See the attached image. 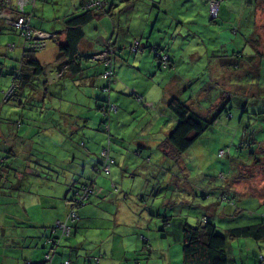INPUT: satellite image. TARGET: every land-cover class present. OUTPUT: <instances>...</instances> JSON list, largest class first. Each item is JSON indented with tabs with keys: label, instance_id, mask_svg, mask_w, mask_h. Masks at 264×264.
I'll return each mask as SVG.
<instances>
[{
	"label": "rangeland",
	"instance_id": "374dc122",
	"mask_svg": "<svg viewBox=\"0 0 264 264\" xmlns=\"http://www.w3.org/2000/svg\"><path fill=\"white\" fill-rule=\"evenodd\" d=\"M17 1L13 0L15 3ZM83 1L36 0L34 6L32 3H27L25 7L27 10H32V26L50 31H61L65 28V22L68 18L82 11L81 3ZM241 7L242 10L230 7H228V11L220 10L219 17L215 18L217 22L211 23L218 24L215 25L214 31L221 40L208 43L209 50L205 51L203 55L205 64L201 72L185 75L183 82L179 84L183 85L187 83L181 92L183 98H189V94L193 95L191 101L197 102L202 108H207L206 112L208 114L205 115L206 117H211L215 112L220 110V106L229 108L232 111V116L225 117L224 112H218L220 119L212 123L193 144L184 152H181L182 154L178 160L173 159V156L167 153V151H170L169 147L165 150V153L158 148V144L164 147L166 143L168 146L170 145V142L164 139L167 132L165 130H158L157 126L152 129V126L155 124L148 120L141 122L140 131L144 133L143 139L146 141L145 145H149L148 149L144 150L145 155L142 157L134 154L141 167L134 168L133 163H130V157L127 156L129 151L126 149L125 154H121L118 158L121 160L124 168L128 166V169L124 170L125 174L128 175L126 180H131L130 175L133 172L141 173L142 177H145V182L151 180L150 184L152 183V186L149 185V190L151 188V191L147 193V197L145 198L147 201L142 200L141 202H137L128 197V194H124L121 191L122 186L115 179L119 187L115 209L118 215L123 216L125 220L128 218L137 225L142 224V229L138 232L150 238L148 239L149 247L144 252L142 249L139 252L137 251L138 248L145 245L141 233H139L140 235L137 233V250L133 251V237L125 235L122 240L119 235L120 231H117L119 232L118 236L111 240V243L115 245V247H112L113 253L116 258L120 256L121 249H118V245L122 244V248L127 250L126 255L128 257L125 259L118 257L116 259L112 257L111 251H109L107 254L102 253L101 259H111L114 261V264H119V262L120 264H182V225L180 222L186 221V218L191 223L195 222L197 217H202L203 213H209L210 218L217 223L218 230L260 220V212L264 210V58L259 66L250 68L247 72V64L255 55L240 56L236 49L232 50L233 46L229 42L224 43V45L222 44V41H226L227 38L234 37V40L238 44H247V51L250 53H256L252 50L255 49L254 45L264 46L263 37L256 36V39L252 41L249 36L243 35L245 33L243 30H250V26L253 24V15L247 12V6L242 0ZM112 12L116 11L113 9ZM174 12H176V7H174ZM107 16L110 17L109 15ZM198 22L194 26H198ZM94 31L98 30L95 29ZM194 31L197 32L199 37L205 35L206 39H210L208 38L209 32H205L202 35L198 27ZM92 34L96 35V33ZM259 38L262 40L261 43L258 41ZM13 41L19 45L22 41L20 34L16 28L0 19V70L3 72L0 74V124L4 128H7V131L0 136V152L8 153V160H14L20 171L22 170L21 175L27 176L21 181V184H17L14 187L8 184L0 186V244L4 245V242H19L18 247L15 249H0V264H26L30 259L36 258V255L32 253V249L30 251L28 246L24 245L21 247L23 243L20 241L21 236L25 235L26 230L30 233L37 230V228L32 226L38 221V218L32 217L34 205H31L29 208V220L27 212L25 211L26 215L22 217L21 212L17 210L16 206H22L28 195L32 196L34 193L41 191L40 187L43 186V183L39 182L37 179L38 175L35 172L31 171V173H27L25 171L26 167L31 166V162L35 161L48 163L55 169L53 170L55 179L57 177L56 168L60 169L62 173L58 184L54 181H50V184L52 187L58 185L55 195H58L57 197L60 198L63 212L55 213L49 206L47 208L51 212L53 211L54 217L63 218L65 210L68 208L64 197L72 196L75 193L73 189L76 190L77 184L81 182L80 179L74 183L75 175L73 168L83 166L85 164L84 159L87 158L80 152L81 146L75 148L70 145L75 141L83 144V141L79 137L74 138L70 136V131L67 132V127L63 123L70 118L68 116L70 112L75 111L74 107H76L75 104L78 102V97L76 96L78 90L71 88L70 77L65 75L53 80V85L57 86V95H50L48 93L45 96L43 90H39L38 87L32 90L25 84L19 89L18 93L19 98L23 99L21 102L18 100L13 101L12 99L3 100L4 91H7L13 83L19 84L20 82L19 79L14 80L12 75L6 73L13 64L18 63L16 59H19V55L22 54L20 47H16L13 50L8 49V43ZM52 41L55 40L47 42L46 49H49ZM181 42L182 40L178 39L175 45ZM198 44L201 45L203 43ZM225 45L229 48L228 51L230 52L224 55L223 58L220 49H216L214 46L220 48L225 47ZM192 47L197 50V43L195 41H191L189 44L185 43L183 50L185 53H191ZM145 49L149 50L150 48ZM140 50L142 51V48ZM42 52L39 51L38 54ZM259 59V56H255L254 61H259ZM224 60H226L225 64L230 66L228 67L229 75L226 77V81L223 80L224 75L221 72L218 73L223 66L221 62ZM60 61L61 59L58 60V62ZM163 70H168V68H163ZM55 73V68L49 67V70L46 72L34 75V81L36 84L44 87L45 80L53 82L50 80V77ZM233 76H237V78L236 80L232 79L231 82L230 78ZM64 80L67 86L60 91L59 87H61ZM204 82H207L206 87L209 91L203 98L202 103H200L198 100L203 95L199 86ZM138 84L139 86L142 85L140 82ZM230 87H232L231 100H227L225 98L230 94ZM135 92V96H139V93ZM174 94L179 93L176 92ZM44 97L48 101L46 105L41 107L38 105V101L43 105ZM50 97L54 99L55 108L54 106L50 107ZM56 97L60 101L59 107L57 106ZM153 102L154 106L150 105V107H147L143 101L142 105L145 109L167 117L171 123L168 125V128H170L174 124L173 116H171L170 112L161 110L163 104H161L160 100H153ZM201 110L204 111V109ZM60 111H63V114ZM40 126L43 128V132L39 131ZM54 126L61 130V135L55 134ZM150 129L153 133L147 135ZM103 130L106 134L105 141H108V135L112 136V145L108 146L109 149L113 148L111 154L117 156V152L115 153L117 149L114 147V132L112 130L108 132L104 128ZM65 135H67L66 138ZM140 138H132V143L138 144L136 140ZM102 148L97 153L98 157L102 152ZM221 148L226 150L224 154H219ZM37 157L39 158L37 159ZM124 159L126 162H124ZM128 162L129 165H125ZM32 165L35 166L34 164ZM24 166L26 167L24 168ZM88 168L86 166V169ZM86 169L82 167L80 174L83 175L84 172H87ZM84 175L87 176V174ZM41 178L48 180L43 177ZM68 183L70 185L74 184V186L66 192L64 189ZM46 187H50L48 182L46 183ZM46 190L48 194V189ZM211 191L212 195H207ZM218 192H224L231 196L233 201L235 200L233 204L229 203L227 205V210L230 214L226 216H221L216 211V213H210L211 211L208 212L205 208V204L208 205L212 200L218 199L216 195ZM9 201H12L10 207H8ZM222 201L228 203L225 202L226 200ZM223 202L220 203V211H222ZM11 212L17 213V215H11ZM164 214L171 217L163 220L161 217ZM46 218L48 222L50 214H47ZM163 221L167 223L163 224ZM27 223L32 225L26 226ZM79 223L80 227L84 226L82 221ZM146 227H150L151 230H146ZM81 230L84 231L83 228ZM125 233H128V231L125 230ZM134 235L136 237V233ZM81 239L80 232H76V234L70 236L64 235L62 243L59 246V252L54 255V263H98L94 253L91 254V261L86 262L83 257L75 260L70 255V246L65 247V245L70 242L82 244ZM83 242L85 243V241ZM37 249L41 248L37 246ZM46 249L47 251L50 249L49 245L46 246ZM41 250L44 251V249ZM100 251H103V249H100ZM227 251L233 259L230 264L233 262L236 264H264L258 258L259 253L264 254V238L255 239L247 236L228 238ZM5 253L9 254L11 262L5 261ZM44 256H46V252L45 254H41L38 259L41 260ZM67 259H69L68 262L64 263ZM30 263L32 262L30 261ZM37 264L49 263L44 261Z\"/></svg>",
	"mask_w": 264,
	"mask_h": 264
},
{
	"label": "crops",
	"instance_id": "0c3cea01",
	"mask_svg": "<svg viewBox=\"0 0 264 264\" xmlns=\"http://www.w3.org/2000/svg\"><path fill=\"white\" fill-rule=\"evenodd\" d=\"M107 1V7L111 9V12L105 14L102 19H93L87 22L84 25L85 33L83 37L77 42V47L79 50L78 52H81L86 58L81 59V65L74 64L72 65L70 71H66L65 73L71 78V88L78 90L76 92V96L78 97V103L76 105L78 108L74 107L75 111L70 112L68 116L70 118L63 123L67 127V132L70 131V136L74 138L79 137L83 141V144L75 141L70 145L75 148L81 146L80 152L82 155L87 157L84 160L85 164H87L89 167L86 169V167L83 166L84 169L87 170V172H84V174L90 175L94 173V171L93 168L92 170L90 169L89 165H92L99 158L97 156L99 149L104 147L106 143L107 145H112V138L109 140V142L107 140L105 141L106 134L103 130L104 122L108 121L110 125L109 130L114 132V147L117 149V151H115V153L117 152V156L113 155L116 160V163L113 165L112 169L114 176L113 178L117 179L118 182H122L126 176L124 170H127L128 166L124 168L118 156L125 154V149L129 151L128 154L138 155L136 152L137 146H144L146 144V141L143 139L144 133L140 131L141 122L148 120L155 124L152 126V129L157 126L158 130H165L166 132L172 128V126L168 128V125L171 123L167 117H163L162 115H158L157 113L144 108L142 101H144L145 105H147V100H143V98L150 99L148 102L160 100L161 104H163L161 110L167 112L166 104L171 97L178 96L183 98L181 92L187 83L183 85L179 84L183 82L185 75L189 73L201 72V69L205 64L203 55L205 51L209 50L208 43L218 42V40H221V38L216 35L214 31L215 24L209 22L207 0ZM222 1L223 11H228V7L242 10L241 0ZM242 2L246 4L247 12H249L250 15H253V24H251L250 30H243L245 31L243 35L249 36L252 41L256 39V36L264 38V0H242ZM174 7H176V12H174ZM113 9L116 12H112ZM0 19L4 20L2 17H0ZM197 22L198 26H194ZM240 22L243 23L242 20H240ZM196 27H198L199 32L202 35L205 32H209L208 38L210 39H206L205 35H203V37H199L197 32L194 31ZM95 29L98 31H94ZM92 33H96V35H93ZM109 35H113L115 37L118 48L129 42L134 35H140L145 42L144 44H146L145 46L149 45V43L151 44L157 42H160V44L166 48L168 46L167 50L170 53V65L166 67L168 70L164 71L163 68H158L155 65L152 55L153 52L151 49L146 50L145 48L147 47H145L141 52H128L124 50L119 51L115 56L113 62V75L109 80L108 77L103 75V62L97 60L95 63L93 60V55L101 50ZM59 36L61 38L60 41H63L65 38V33L62 32ZM119 38L121 39L120 41ZM178 39H181L182 42L175 45V42ZM60 41H52V45L49 47V49H46L45 46V48H43L44 50H39L43 51L40 54H38L39 51L36 52V57L39 62L47 65L45 72L49 70V67H54L56 71L58 65L60 64V62H58V60H60L59 55L61 52L58 46ZM191 41H195L197 43V50L192 47L193 50L191 53H185L183 47L185 43L189 44ZM258 41L259 43L262 42L260 38ZM222 42L223 45L224 43L226 44L229 42L233 48H237L238 50L241 48L244 56H247L245 55L248 53L247 44H238V42L234 40V37L227 38L226 41ZM198 43L203 44L200 45ZM253 47L255 49L264 50V46L262 45H254ZM214 48L220 49L222 57L227 55V51L229 50L226 45L225 47L220 48L214 46ZM255 49L252 50L255 52ZM225 61L226 60L222 61L221 63L225 64ZM9 70L10 68L7 70V74H9ZM220 72H222L221 69L218 71V73ZM1 73L3 72L0 70V74ZM34 75L28 78L29 81L24 82L29 89L34 90L38 87L39 90H43L45 96L48 93H50V95H55L57 93V86L53 85V80L56 78L51 80L53 82H48L45 80L44 87H41V85L35 83ZM138 82H140L142 85L139 86ZM206 83L207 82H204L201 86H199V89H203V85ZM108 84H110V89H104ZM66 86L67 84L64 80L61 87H58L59 90L62 91ZM129 89H134V91H137L139 96L136 97L129 95ZM176 92L179 94L175 95L174 93ZM191 96L192 95L189 94V98L183 99L190 101V99H192ZM107 98L115 101L118 105V108L115 112H109V114L106 115L103 113V111L100 113L101 110L98 109V105L104 101L102 99ZM55 99L57 101V106L59 107L60 101L58 100V97ZM47 101V98L44 97L43 102L45 105ZM49 101L51 102L50 104H55L54 99L51 97ZM38 105L41 104L38 103ZM60 112L63 114V111ZM42 129V126H40L39 131L43 132ZM5 131H7V128H4V126L0 124V136L3 135ZM151 131L152 130L150 129L147 135L153 133ZM54 132L57 135H61V130L56 126H54ZM66 137L67 135H65V138ZM138 137H141L140 139L136 140L138 144H133L131 139H136ZM110 150L112 151L113 148L111 147ZM150 150L152 151V149ZM7 155L8 153L0 152V186L3 184H8L9 186L14 187L17 184H21V181L27 176L24 177V175H21V173L17 175V172L13 170L14 166H16L15 161L8 160ZM129 157L130 163H133L135 169L141 167L136 157ZM125 159L124 162H126ZM125 165H129V162L125 163ZM28 168L29 166L26 167L25 171H30ZM73 169L75 178H77L76 173H81L82 166H76ZM33 172L38 175L37 179L39 182L43 183V186L40 187L42 190L34 193L32 196L28 195L27 198L25 197L26 199L22 206H16L17 210L21 212V216L25 217L27 212L28 220L30 219L29 208L31 205H34L32 217L35 218L46 219V209L48 206L52 208L55 213H62L63 209L61 207L60 198H47L45 196L47 192L46 189H48V193H54L53 190H51L52 185L50 184V181L56 182L54 174L47 173L43 169H34ZM41 177L44 179L48 178V180H43ZM108 179L109 178L107 175H103L101 173L98 175L97 180L99 184L103 186H100L101 188L104 189L108 185ZM47 182L49 183V188L46 187ZM69 184L70 183H68V185ZM121 184L122 187L124 186V193L128 194L129 189L127 188L126 184L123 182ZM135 187L136 182L134 181L132 182V187L130 190L131 193L134 191ZM40 188H38V190H40ZM66 188L64 189L65 191ZM104 195H106L105 189ZM104 202L106 201L102 196V198H97L91 202V204L89 203L80 208L82 213V219L80 220L85 224L83 235L81 236L82 244H77L76 242L69 243L70 255L73 256L75 260H79L81 257H83L85 262L91 261V254L94 253L96 259L98 260V263L96 264H114V261L111 259L101 258L103 254H107L109 251H111L112 257L116 258L112 248L115 247V245L111 243V240L115 239L119 232H117V228L113 229V227L109 228V226L111 225V221H113L114 226L120 224L123 225L124 217H121L120 215L118 216L117 210L113 209V213H108V218L106 219L93 218L95 215L94 204L104 205ZM63 204L65 205L64 202ZM49 212L50 217L54 216L53 211ZM12 214L17 215V213L11 212V215ZM88 216L91 218H88ZM134 231H128V233H123L120 231L119 234L121 239H123L125 235H130L133 237V251L135 249L137 250L136 245L138 244L134 235ZM26 233L28 235L32 234L29 231H26ZM30 239V236H26L24 238L25 246L28 245ZM83 241H85V243ZM14 245L15 244L13 242H4V245L0 244V249L12 250L16 248ZM67 246L68 245H66V247ZM100 249H103V251H100ZM118 249H121V254L118 257H121V259L128 257L126 255L127 250L122 248V244L118 245ZM8 253H5V261L11 262L9 260L10 256ZM32 253L36 255L35 259H38L41 256V249L35 248ZM97 256L99 257L97 258Z\"/></svg>",
	"mask_w": 264,
	"mask_h": 264
},
{
	"label": "trees",
	"instance_id": "16d2710c",
	"mask_svg": "<svg viewBox=\"0 0 264 264\" xmlns=\"http://www.w3.org/2000/svg\"><path fill=\"white\" fill-rule=\"evenodd\" d=\"M87 1L89 0L83 1L81 3L82 11L80 13L73 15L72 17L67 19V21L65 22L66 26L63 30L61 31L53 30V32L57 35H56V38L55 39L52 38V40L60 41L61 38L59 35L62 32L65 33V38L63 41H60L58 44L59 49L61 51L59 55V58L61 59V61H60V64L58 65V68L56 69V73L50 78V80H53L54 78L58 79V78H61L67 75L65 74L66 71L69 72L70 69L72 68V65L74 64L81 65V59H85L86 57L81 52H78L79 50L77 47V42L79 39L83 37L85 33L84 25L93 19L99 20L105 14H108L111 12V9L107 7V3H108L107 0H103L105 3L102 6H99L98 4L87 6L85 4ZM217 1H218V9L216 11V14L212 15V8H211L212 0H207L208 19L210 20L209 21L210 23L217 22V19L215 18L219 17V12L221 10L223 1L222 0H217ZM27 3H30V4L32 3L34 6L36 3V0H27L25 1L23 5V10L26 12H30L31 15H33L32 10H27V8L25 7ZM31 21H32V17H31ZM31 21H30V24H31ZM7 24L9 23L7 22ZM9 25L13 26L12 24H9ZM215 25H218V24H215ZM13 27L17 29L18 33L20 34L22 38V41L20 42L19 45L14 41L9 42L7 46H8V49L10 50L15 49L16 47H20V49L22 50V54L19 55V59H16L18 63L13 64V66L10 68L9 74L12 75V78L14 80L19 79L20 82L19 84L13 83V85L9 87V89L12 88V92L8 95L7 98H4V95H3V100L12 99L13 101L18 100L21 102L23 99L19 98V94H18L19 89L23 85H25L24 82L29 81L28 78H30V76L37 74V73L39 74L41 72H45L47 65L40 63L39 60L37 59L36 52L38 50H35V51L24 50L25 49L24 48V42H25L24 37L22 36V34L20 33V30L17 27L15 26ZM32 27L43 29V28L36 27V26H32ZM43 30H46V29H43ZM47 31H50V30H47ZM136 39L140 41V44L138 48L133 49L132 45ZM10 43H14L13 48H10L9 46ZM144 43L145 42L140 35H134L129 42L123 44L122 47L118 48L116 45L115 37L113 35L112 36L109 35L103 47L101 48V50H99L97 53L93 55L94 56L93 60L95 61V63L97 60H100L103 62L104 64L103 75L108 77L109 80L111 79V76L113 75L114 58L118 54L119 51L126 50L128 52H139V51L141 52L140 50L141 48L142 50H144V48L147 47V48H150L151 51L153 52L152 53L153 59H154L155 65L158 68H166L170 65V53L167 50L168 46L166 48L165 46L161 45L160 42L151 43V44L149 43V45L147 46H145L146 44ZM155 49H158L162 53L167 54V61L165 60L166 62L164 61L162 57H160L156 53ZM234 49H237V48H232V50ZM236 51L239 52L240 56H244V53H242L243 51H241V48L239 50L237 49ZM228 52L230 51H227V53ZM255 52L256 53L248 52L245 54L247 56L255 55V56L260 57L259 61L258 60L254 61L255 56H253L254 58L249 57V58H252V60L247 64V69H248L247 72L249 71L250 68L259 66V64L262 62V59L264 58V50L255 49ZM0 67H1V63H0ZM228 67L230 66H227V64H223L221 68V71H222L221 74L224 75V78H223L224 81H226V77H228L229 75ZM106 70H109L110 74L105 75ZM236 78L237 76H233L232 78H230L231 82H232V79L236 80ZM211 81H208V82H211ZM104 89L109 90L110 84L106 85ZM231 89L232 87H230V91H229L230 94L225 98L227 100H231V92H232ZM7 91H4V94ZM200 91L203 96L202 98L198 100V102L202 103V100L207 95V92L209 91V89L206 87V84H205L203 85V89H200ZM128 94L135 96L136 92L134 90L129 89ZM191 98H193V95L191 96ZM102 100L104 101L98 105V109L103 111L104 114L107 115L109 114V112H115L117 110L118 105L115 101L109 98L102 99ZM191 100L192 99H190V101L189 100L187 101L178 96H173L167 101V104H166L167 112H170L171 116H173L174 124L172 125V128L167 132L164 138L165 141L170 142V145L168 146V144L166 143L164 147L163 145L158 144V148H160L165 153L166 152L165 150L169 147L170 151L169 152L167 151V153L170 156H173L172 158L175 160H178L180 158V155L182 154L181 152H184L191 144H193L197 140V138H199L206 131V129H208V127L212 123H215L220 119L218 112L220 111H222V113L224 112L225 117L232 116V111L229 108L220 106L219 107L220 110L215 112L211 117H206L205 115L208 114L206 112L207 108L206 107L202 108V106L199 105L197 102L194 103ZM150 102H152V105L154 106V102L153 101H150ZM38 103L40 102L38 101ZM77 103L78 102H76V104ZM44 105L45 104L43 102V105H40V106L43 107ZM55 105L56 104L54 103L50 104V107L54 106L55 108ZM145 106L150 107L149 104ZM201 109H204V111H202ZM109 126H110L109 122L105 121L104 129L108 132H109ZM109 140H111V137L108 136V142ZM104 147L109 148L108 145ZM104 147L102 148V151ZM148 147L149 145L137 146L136 152L138 153L139 156L142 157L143 155H145L144 150L148 149ZM221 150H223L222 154L226 152L224 148H221L219 150V154H221L220 153ZM127 155L131 156V158L135 157L133 154H127ZM38 158L39 157H37V159ZM108 163H109V169L105 170V166ZM115 163H116L115 157L111 154L110 149L108 153L101 152L99 158L92 165H89L91 170L93 168L94 173L87 175V176L80 174V172L76 173L77 178L74 179V183H76L80 179H81V182L77 184L78 187L76 188V190L73 189L75 193L72 196L64 197L65 198L64 200L66 201V204H67L66 206L68 208L65 210L63 218H57V216L55 217L52 216L50 217L52 219H48V222H47V218L46 219L38 218V221H36L34 225L30 223L26 224V226L32 225L33 227L37 228V230L36 232H33L31 235L24 233L25 235L21 236L20 241H22L23 243L21 244V247L24 246V238L26 236H30L31 239L29 240L28 245H26L28 246L30 251L31 249L32 251L35 250V248H37L38 246L41 249H44V251L41 250V254H45L46 252V256L41 258V260L40 259H33V260L30 259L28 263L26 262V264H37V263H41L44 261H46L49 264H55L53 260L54 255L57 252H59V246L62 243V239L64 235L70 236V235L76 234V232L78 233L80 232L81 236L83 235V231L81 230V228H83L84 230L85 224L82 227H80L79 225L80 224L79 221H81L80 219H82V216H81L82 213L80 211L81 207L89 203L91 204V202H93L95 199L102 198L103 196L106 202H104V205L94 204L95 215L93 218L106 219L108 218L107 216L108 213H113V209H115V204H116L118 191H119L117 182L113 178L114 176H113L112 169ZM32 164H34L35 166H33ZM15 165L16 166H14L13 170L17 172V175H18L19 173L22 172V170L20 171L16 163ZM83 166L86 167L87 164H83ZM25 167L26 166H24V168ZM31 168L33 170L43 169L45 172L50 173V174H53V170H55L54 168L50 166V164L48 163L45 164L41 161H35L33 163L31 162V166H29L28 168L30 171H27V172L29 173H31V171L33 172ZM56 171H57L56 183L58 184L60 175L62 172L60 171L58 167L56 168ZM100 173L103 175H107L109 178L108 185L104 188L106 195H104V189L100 187L102 185L99 184L97 180V177ZM125 175L126 176L124 178V181L122 182L126 184L127 188L129 189L128 197L132 198L133 200L137 202L138 201L141 202L142 200L147 201V199L145 198L147 197V193L151 191V188L149 190V185L152 184V183L150 184L151 180L149 182L147 181L145 182V177H142L141 173H135V172L131 173L130 175L131 180H126L128 175L127 174ZM134 181L136 182V187L134 191L131 193L130 190L132 187V182ZM120 182L121 181H119L118 183L122 186L121 184L122 182L121 183ZM73 186L74 184L73 185L69 184L67 186L68 189L66 188V192L71 190ZM56 187L57 186H55V189L54 187H51V190H53L54 193L49 192L48 194L46 193L45 196L47 198L49 197L59 198L57 197L58 195L57 196L54 195L56 192ZM153 190H154V187H153ZM121 191L124 193V186L122 187ZM207 195H212V191L208 193ZM216 195L218 198L217 200H212V202L208 205L205 204L206 210L208 212L211 211L210 213L219 212L221 216H226L230 214L227 210L228 208L227 205H229V203L233 204L235 200L233 201V198H231V196H229L228 194H225L224 192H218ZM222 200H226L225 202H228V203H224ZM222 202L224 204L222 205V211H220L219 206H220V203ZM10 203H12V201H9L8 207H10ZM105 203H106V206H105ZM49 205H50V202H49ZM46 211H47V214H50L49 212L50 210H48V208L46 209ZM208 214L203 213L202 214L203 216L197 217L195 222L190 223L187 218H186V221L180 222V224H182V241H181L182 242V258H183L182 264H230V262L233 261V259L228 254V251H227L228 238H236L238 236H247V237H252L255 239L264 238V210H261L260 212L261 218L258 221H254V222L243 224V225L232 226L227 229L223 228L222 230H218L217 223L213 221ZM169 217L171 216L164 214L161 218H163V220H167ZM88 218H91V217L88 216ZM128 220H131V219L127 218V220H125L123 225L120 224V225H115V226L113 224V221H111V225L109 226V228H112V227L113 229L117 228V231H122L123 233H125L124 232L125 230L132 231V229L134 228L135 231L134 230L133 231L136 233L135 238L136 240H138L137 233L138 234L141 233L138 231L142 229L141 228L142 224L137 225L134 222H131ZM164 223L166 224L167 222L163 221V224ZM146 230L150 231L151 228L146 227ZM141 237L145 245L144 246L142 245L140 249H142L144 252L145 249L149 247L148 239L150 238L142 233H141ZM14 244H15L14 246L18 247L19 242L14 243ZM47 245H49V248H50L48 251L46 249ZM67 245L69 246V244ZM140 249H138L137 251L139 252ZM98 257L99 256H97V258ZM258 258L260 262L262 263L264 262V254L259 253ZM68 260L69 259H67L66 262L64 261V263H67ZM30 261L32 263H30ZM232 264H236V263L233 262Z\"/></svg>",
	"mask_w": 264,
	"mask_h": 264
},
{
	"label": "built area",
	"instance_id": "2783aa9c",
	"mask_svg": "<svg viewBox=\"0 0 264 264\" xmlns=\"http://www.w3.org/2000/svg\"><path fill=\"white\" fill-rule=\"evenodd\" d=\"M27 0H18L16 4L12 2V0H1L0 1V17L4 18L6 22L12 24L20 30V33L24 37V50L27 51H35L43 49L46 46V43L50 39H55L56 35L53 31H47L39 28L32 27L30 24L31 21V13L23 10V5ZM105 2L103 0H89L85 4L93 5L98 4L102 6ZM212 15L216 14L218 9V1L212 0L211 3ZM140 41L136 39L132 45L133 49L139 47ZM14 43H10V48H13ZM156 53L167 61V54L162 53L160 50L155 49ZM165 61V62H166ZM109 70L105 71V75L110 74ZM12 92V88H10L5 94L4 98H7L8 95ZM147 104L152 105V102H147ZM109 148L104 147L103 153H108ZM223 153V150L220 151ZM105 169H109V163L106 164Z\"/></svg>",
	"mask_w": 264,
	"mask_h": 264
},
{
	"label": "clouds",
	"instance_id": "9594fccd",
	"mask_svg": "<svg viewBox=\"0 0 264 264\" xmlns=\"http://www.w3.org/2000/svg\"><path fill=\"white\" fill-rule=\"evenodd\" d=\"M12 2H13V0H12ZM13 3L15 4V2H13ZM4 20H5V19H4ZM5 22H6V21H5ZM6 23H7V22H6ZM48 41H49V40H48ZM48 41H47V42H48ZM46 45H47V43H46ZM44 48H45V47H44ZM40 50H41V49H40ZM38 51H39V50H38Z\"/></svg>",
	"mask_w": 264,
	"mask_h": 264
}]
</instances>
